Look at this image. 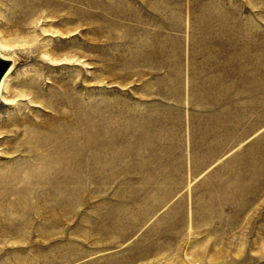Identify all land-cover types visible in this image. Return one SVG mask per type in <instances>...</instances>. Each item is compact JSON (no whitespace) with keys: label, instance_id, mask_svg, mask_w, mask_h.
Masks as SVG:
<instances>
[{"label":"rangeland","instance_id":"obj_1","mask_svg":"<svg viewBox=\"0 0 264 264\" xmlns=\"http://www.w3.org/2000/svg\"><path fill=\"white\" fill-rule=\"evenodd\" d=\"M0 40V264H264V0H0Z\"/></svg>","mask_w":264,"mask_h":264},{"label":"bare ground","instance_id":"obj_2","mask_svg":"<svg viewBox=\"0 0 264 264\" xmlns=\"http://www.w3.org/2000/svg\"><path fill=\"white\" fill-rule=\"evenodd\" d=\"M7 47V43H5L4 41H2V40H0V57H2V58H4V59H6V60H10V62H11V64H10V67H9V69H8V71L6 72V74L4 75V77L2 78V80H1V82H0V99H1V101H3V102H6V97H5V95H4V93L2 94V89L4 88V90L7 88V86H8V84H9V78H10V73L13 71V69L15 68V66H16V64H17V60L14 58V56L13 55H7L6 53H5V48ZM50 56V55H49ZM53 58V57H52ZM14 60H15V63H14ZM79 123V122H78ZM74 134H72V136H73ZM77 137V136H76ZM67 139V138H66ZM65 139V140H66ZM46 141V140H45ZM72 141V140H71ZM59 143V142H58ZM73 143V142H72ZM54 144V143H53ZM46 145V144H45ZM56 145V144H55ZM61 143L60 144H58L56 147H53L52 148V151L54 152H57L59 155H61L62 156V154H61V151L63 150H61ZM65 146V145H64ZM41 148V147H40ZM48 151V149H45V151ZM60 150V151H59ZM50 151V150H49ZM48 151V152H49ZM64 151H65V149H64ZM63 151V152H64ZM68 152V151H67ZM66 152V153H67ZM69 153V152H68ZM67 155V154H66ZM49 157H50V154H49ZM59 157V156H58ZM51 158V157H50ZM49 158V159H50ZM66 165V164H65ZM59 172V171H58ZM59 175V174H58ZM56 176V175H55ZM59 176H61V175H59ZM78 176V175H77ZM41 177V176H40ZM58 177V176H57ZM68 177V176H67ZM62 178H63V176H62ZM55 179V178H54ZM68 179V178H67ZM81 179V178H80ZM57 180V179H56ZM61 180V179H60ZM72 182V181H71ZM61 184V183H60ZM49 188V187H48ZM55 189V188H54ZM42 191V190H41ZM50 192V191H49ZM59 193H61V192H59ZM34 194H35V192H34ZM61 201V200H60ZM6 220V219H5ZM13 223V222H12ZM19 223H20V221H19ZM11 224V223H10ZM14 225V224H13ZM12 225V226H13ZM26 225H28V224H26ZM7 226H8V224H7ZM14 231V230H13ZM8 264H12V263H8Z\"/></svg>","mask_w":264,"mask_h":264},{"label":"water","instance_id":"obj_3","mask_svg":"<svg viewBox=\"0 0 264 264\" xmlns=\"http://www.w3.org/2000/svg\"><path fill=\"white\" fill-rule=\"evenodd\" d=\"M10 60L0 57V82L10 67Z\"/></svg>","mask_w":264,"mask_h":264}]
</instances>
